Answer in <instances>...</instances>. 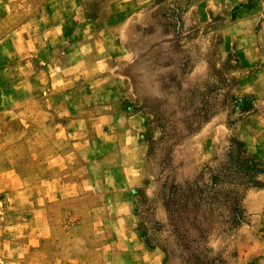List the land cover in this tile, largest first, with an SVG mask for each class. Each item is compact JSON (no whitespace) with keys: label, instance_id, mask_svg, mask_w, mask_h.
Here are the masks:
<instances>
[{"label":"rangeland","instance_id":"obj_1","mask_svg":"<svg viewBox=\"0 0 264 264\" xmlns=\"http://www.w3.org/2000/svg\"><path fill=\"white\" fill-rule=\"evenodd\" d=\"M143 246L264 264V0H0V264Z\"/></svg>","mask_w":264,"mask_h":264},{"label":"crops","instance_id":"obj_2","mask_svg":"<svg viewBox=\"0 0 264 264\" xmlns=\"http://www.w3.org/2000/svg\"><path fill=\"white\" fill-rule=\"evenodd\" d=\"M143 249L144 256L148 255L150 257L152 255L151 260H154L155 264H163V255L159 251L147 249L146 246H143Z\"/></svg>","mask_w":264,"mask_h":264}]
</instances>
